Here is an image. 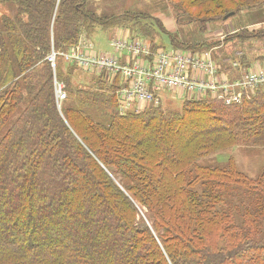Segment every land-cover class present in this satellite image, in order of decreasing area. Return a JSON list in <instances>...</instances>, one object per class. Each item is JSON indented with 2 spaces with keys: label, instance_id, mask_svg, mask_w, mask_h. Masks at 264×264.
Returning <instances> with one entry per match:
<instances>
[{
  "label": "trees",
  "instance_id": "16d2710c",
  "mask_svg": "<svg viewBox=\"0 0 264 264\" xmlns=\"http://www.w3.org/2000/svg\"><path fill=\"white\" fill-rule=\"evenodd\" d=\"M170 1L179 24L201 31L264 6ZM11 2L15 14L0 20V264H264V171L252 178L232 163L200 162L264 140V88L234 106L205 99L122 114L104 77L77 87L79 68L68 64L65 77L47 59L112 18L87 0ZM120 16L136 27L147 18ZM164 28L157 20L138 30L154 50L158 30L174 48L206 45ZM235 39L264 40V29L244 27L224 41ZM56 83L78 106L58 107ZM91 107L108 112L99 119Z\"/></svg>",
  "mask_w": 264,
  "mask_h": 264
},
{
  "label": "built area",
  "instance_id": "2783aa9c",
  "mask_svg": "<svg viewBox=\"0 0 264 264\" xmlns=\"http://www.w3.org/2000/svg\"><path fill=\"white\" fill-rule=\"evenodd\" d=\"M153 45L143 37L115 35L109 51L79 41L64 51L52 48L47 57L55 69L58 58L79 69L102 76L116 86L121 112L141 111L147 106H162L161 93L174 92L184 101L210 99L225 106L241 104L249 94L264 88V61L244 63L225 59L236 73L230 77L224 63L211 52ZM241 58V51L237 52ZM57 97H66L56 83ZM59 99V97H58Z\"/></svg>",
  "mask_w": 264,
  "mask_h": 264
},
{
  "label": "rangeland",
  "instance_id": "374dc122",
  "mask_svg": "<svg viewBox=\"0 0 264 264\" xmlns=\"http://www.w3.org/2000/svg\"><path fill=\"white\" fill-rule=\"evenodd\" d=\"M59 3L60 0H57L56 7L59 6ZM15 6L16 3L11 2V0H0V20L4 14L13 16L15 14ZM87 6L91 10H94L98 15H107L112 18L109 22L103 21L102 26H96L91 33L83 34L79 40L83 42V44L91 43L93 48L97 50L102 51L109 49L111 35L116 29H119L120 31L117 30L114 34L116 32L121 33L122 31H128L132 37H143L147 41H151V38L143 35L138 28L140 25H143L150 29V25L153 27L158 20L161 24L162 21L163 23L166 21L167 24H163L165 27L164 30L172 33L179 41L206 42L203 51L207 50V52H211L216 61L224 63L223 71L226 74H229L230 77L236 73V70L233 67H230L228 62H224L225 59L223 58L230 60H236L239 58L244 63H252L253 61H261L262 58L264 59V40H249L244 43H239L237 39L224 41L227 36H232L234 31L239 32L244 27L249 28V30H255L256 32L258 30H263L264 23L262 22H264V6L260 9L239 11L238 14L223 21L215 20L207 25L205 31H201L199 23L196 22H182L179 24L176 21V8L170 0H87ZM127 11L130 13L142 14L147 18L141 19L139 26L136 27L133 22L127 23V21L120 16ZM115 16L119 17V19L115 18ZM168 21L170 24H168ZM158 32L159 34L155 37V40L164 47H172L169 37L166 34L161 33L160 30H158ZM214 42H218L217 44L219 45L212 44ZM208 44L211 46L208 47ZM239 51L243 52L241 58L237 53ZM68 64L72 65L60 57L56 63V69L60 68L65 77L68 71ZM92 75L95 74L86 72L82 69H75L72 76L74 86L87 88L88 85L92 83L90 80ZM58 97L59 108L62 103L65 105L68 100H72L71 102L74 103L75 106H78L76 96L72 97V99L69 92L68 98L65 102L64 100L66 97L63 98L61 92L58 93ZM161 101L164 110H182L184 98L174 92H162ZM147 108L149 107L147 106L143 108V110H146ZM86 110H88L87 112L89 114L96 116L99 119L108 112L106 109H99L96 107L87 108ZM119 110L121 112L120 107ZM131 112L139 111L132 110ZM127 113L128 112H124L122 114ZM200 162L204 165L217 166H226L229 165V163H232L244 175L255 178L264 171V140L254 146L240 145L228 148L216 155L207 156Z\"/></svg>",
  "mask_w": 264,
  "mask_h": 264
},
{
  "label": "crops",
  "instance_id": "0c3cea01",
  "mask_svg": "<svg viewBox=\"0 0 264 264\" xmlns=\"http://www.w3.org/2000/svg\"><path fill=\"white\" fill-rule=\"evenodd\" d=\"M162 23H163V21H162ZM165 23L167 24L166 21H165L163 24H165ZM168 24H170L169 21H168ZM117 30L120 31L119 29H116L115 31H117ZM115 31H114V32H115ZM114 32L112 33L109 42H111V39H112L115 35H122V36L130 37V34L128 33V31H122L121 33H117V32H116L115 34H114ZM157 44H158L159 46H163L162 44H160V43H158V42H157ZM109 46H110V43H109ZM109 50H110V47H109V49H107V50H103V51H109ZM153 50H154V49H153ZM223 59H226V58H223Z\"/></svg>",
  "mask_w": 264,
  "mask_h": 264
},
{
  "label": "water",
  "instance_id": "95a60500",
  "mask_svg": "<svg viewBox=\"0 0 264 264\" xmlns=\"http://www.w3.org/2000/svg\"><path fill=\"white\" fill-rule=\"evenodd\" d=\"M233 15H234V13H229L228 15L225 16V19H228V18H230Z\"/></svg>",
  "mask_w": 264,
  "mask_h": 264
}]
</instances>
